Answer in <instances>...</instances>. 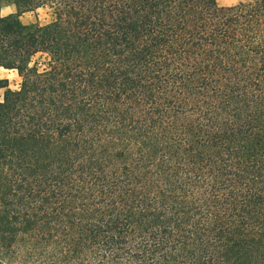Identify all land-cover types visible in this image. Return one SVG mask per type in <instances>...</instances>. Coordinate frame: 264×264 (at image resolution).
<instances>
[{"label": "trees", "instance_id": "obj_1", "mask_svg": "<svg viewBox=\"0 0 264 264\" xmlns=\"http://www.w3.org/2000/svg\"><path fill=\"white\" fill-rule=\"evenodd\" d=\"M14 1L0 264H264V0Z\"/></svg>", "mask_w": 264, "mask_h": 264}, {"label": "rangeland", "instance_id": "obj_2", "mask_svg": "<svg viewBox=\"0 0 264 264\" xmlns=\"http://www.w3.org/2000/svg\"><path fill=\"white\" fill-rule=\"evenodd\" d=\"M220 5H234L242 1L247 0H217ZM0 12L2 16L9 14H16L19 16L20 21L23 24H39L46 25L56 18L53 7L49 4H44L40 7L34 8L24 12H18L17 6L14 0H0ZM30 66L36 68L39 71H45L52 69L56 66L51 55L47 52H38L31 58ZM0 78H8L9 86L13 90L20 89L22 78L18 74L17 70H9L0 68ZM5 89L0 88V101L3 100Z\"/></svg>", "mask_w": 264, "mask_h": 264}]
</instances>
